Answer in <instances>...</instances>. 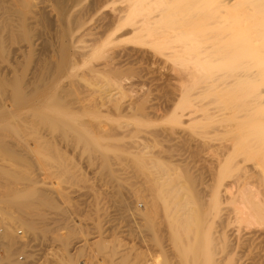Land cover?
Masks as SVG:
<instances>
[{"label":"bare ground","instance_id":"obj_1","mask_svg":"<svg viewBox=\"0 0 264 264\" xmlns=\"http://www.w3.org/2000/svg\"><path fill=\"white\" fill-rule=\"evenodd\" d=\"M116 2L123 5V9L118 12L117 10L119 9L114 6L109 9V13H114V15L116 13L122 14V16L119 15L117 19L115 30L125 27L131 28V32L129 29L127 33L130 32L131 34V36L129 35V39L132 40L133 43L132 41L130 43H135V47H138V49H133L135 50L136 56L141 57L143 61V59L155 58L157 55L159 57L157 60L155 59V62L157 61L158 64L160 58V63L162 62V65H164L162 67L159 66L160 68L156 71H152V76L150 69H148L151 79L153 81L155 80V82L158 81V83L162 81L161 84L164 83L162 85L166 86L167 90L169 89L170 94L177 91V97H179L178 109L182 112H187L188 115H190L189 118L191 116L194 117L197 113H199L198 117H201L200 119L198 117L196 118L199 120L208 121L214 118L215 127L217 128H215V130H217V132L220 130L217 135L226 138V145L222 143L224 138L221 139L222 142L219 144L222 150L227 152L231 150L230 148L233 146L232 152L235 151V155L242 153L241 156L244 155L245 157L243 161L257 160L253 162L252 168H244L243 166V168L240 169L242 163L245 165V162L241 160V164L239 167L237 166L238 169L241 170V177L238 179L235 177V182L228 187L229 189L227 188L228 190L225 191V194L218 193L215 195V204L219 209L217 213L218 222H216L217 230L215 231L214 240L209 238L207 232L201 231V228L204 229L209 226L212 214L208 209L207 203L204 201L206 198L205 194L204 197L202 195L203 193H200L197 189L198 177H196L195 174L193 176L186 168L180 169L182 170L180 173H175L171 165L159 162V160L155 161L154 158V161H152V159L150 161L141 159L136 161L135 159V162L128 161V159L126 163L124 162L126 167L130 169L129 171H132L135 175H140L135 176V178H137L136 182L138 183L129 180L125 182V184L127 183L128 190L132 192L137 199L143 200L141 207L136 204L137 212H135V215L142 221V223L139 222L141 224L138 223L139 227L142 228L140 234L142 237H145V234H147L150 241L159 246L163 254H168L166 258H164L165 256L163 257L165 260H156L152 264H238L237 262L239 259L233 258V253L236 247L240 245L239 238L241 233L247 230H250L249 236L251 238L262 239V255L260 258L258 256V258L255 259L254 264H264V190L260 191L258 187H254L256 185H251L250 182H246V177H251L255 172L258 173L260 171L261 173L263 172V174L260 175L263 176L261 181H263L262 187H264V168H262V166H264V0H116ZM56 3L62 6L63 0H56ZM4 4V1L0 0V12L11 14V16L0 17V63H9L11 55H9L8 51L11 46L14 48L15 52L22 50L33 51V48L38 45L37 41L40 34L38 33V37L36 33L32 32V27L28 23V18L23 16V11L19 6L4 7ZM26 5L30 4L28 3ZM60 11L63 15L64 9L61 8ZM103 15L108 17L107 13L104 14L103 12ZM71 16H73V18H71V24L74 23L79 28L81 17L78 16V14L75 16L73 14ZM43 17L44 16H42V18ZM67 17L65 20H68ZM42 18L40 17L41 20ZM46 21H48L47 18ZM44 22L41 23L43 24ZM74 24L71 26V32L69 30L70 40H68V38L62 40V38L60 45L58 44L59 48L64 51L67 48L69 50V47L75 44V39H72L71 35L73 30L77 28ZM63 28H65V26H63ZM56 38L60 39L58 36ZM109 40L110 39L107 41L104 40L106 42L103 43L100 42V48L96 49V47H94L95 49L92 50L91 54L89 53L90 55L85 62V66L89 65V62L93 59L104 58L105 49L110 46ZM111 41L114 42L116 39L113 38ZM121 41H124V39ZM126 41H128L127 38ZM43 45L45 46L44 43ZM36 47H39V45ZM53 47L57 50L56 46L53 45ZM144 48L151 50L153 54L149 53V55L148 51L144 50ZM123 49L125 50V48ZM68 50H66V52ZM129 50L131 51V48ZM129 50L126 52H129ZM49 51V54L52 53L50 49ZM114 52L119 54V52ZM10 53L12 54V52ZM53 54H50L51 57H53ZM55 54L58 55V52H55ZM45 56H48V54ZM122 56H124V54H122ZM12 57L14 58L13 55ZM39 57L37 61H39ZM51 57L49 58L50 60H48V57L46 58L47 60L42 61L41 59L42 64L39 63L37 66L36 61L35 66H33L34 68L32 67L31 69L28 68L27 63H25V65L16 63V66L11 67L12 69L10 71H3V69L1 70L0 68V110L6 112L5 116L7 115L11 120H14L12 125L16 128V131L13 130L14 132H11L10 136L8 134V137H6V140L8 139L7 141L0 137V149L1 147L3 148L2 152L8 158L5 159H7V161L9 160V163L12 164V166L8 168L3 165L0 167V203H3V206L10 201L17 203V200L23 196L25 199H30L28 203H25L26 206L28 204V206H31L32 209L36 211L29 217L14 215L15 219L12 218L11 220H8L10 216L9 211V216L6 214L0 215V227H2L0 231V252H2V255L0 254V264H10L12 260H15L13 256L16 254V249L19 248V246H23L25 243L24 241L22 244H19L21 243L20 241L23 240L21 237L22 233L20 231L18 232L21 237L18 242L19 239L17 240L15 237V230L12 226L20 225V227L24 229L25 235L26 233H33L38 227L42 228L41 225H38L41 224L40 221L41 219L44 220V218L39 211L42 208L56 209L57 207L55 201L49 198L48 195L44 193V190H42V192L35 187L36 178L33 176H37L36 171H39V169L46 170L49 175L53 176L54 172L52 170L54 169L52 168L49 170L48 168L54 166L55 173L58 175L62 173L61 175L63 176H82L78 175L77 171L74 170L75 163L70 165L69 162L71 158L68 161L61 157L58 150L57 152L54 150V146L52 145L53 140L60 139L61 141H69L67 139L69 138V134H71L70 141L73 143L71 145H75L76 147L79 146L80 149L81 146L84 147V149L87 148L88 150L86 151H89V161L92 162L94 159H97V161L99 160V163H95L99 166V174L101 176H107V180H109L111 184L113 183L112 185L115 188L123 187L121 181L111 180V178H117L119 175L117 174V169L114 168L117 161L119 165L122 161L119 156L124 155L128 148L130 152L135 153L130 150L133 146L131 147L129 143L124 142L121 138L123 137L121 136L124 134L123 132L126 131V133L129 134V130L118 133L116 128L112 126L111 128H113V130L107 129L104 130L105 132L103 133L108 137L113 135V137L108 138V140L112 142L107 140L104 141V138L107 137H104L102 139L104 142H101L98 138L92 137L90 135L92 129L85 126H82L86 128L84 129L86 135L85 138H83L77 133V130L67 125V120L59 119L60 123L56 124L55 117L52 118L49 115L53 114V116L56 117L61 115L62 112L66 110L65 108L68 104H78L80 108L85 110L84 108H86V106L88 107L89 104V100L86 101V99H88V97L91 98V91L94 93L95 90H89L85 87L84 89L82 88V92H80V98L77 99L76 97L73 101L64 100V95L73 94V92L78 94L79 92L68 87L66 90V86L59 88L60 84L63 83V81L61 83L60 81L62 79H67L65 76L66 74H69L71 78L77 77L79 74L74 71L75 68H67V66L63 64L64 62L61 63L63 59L58 62L57 59H52ZM105 57L107 58L108 56ZM139 57L137 59L141 61ZM115 58H117V55H115ZM107 59V62L111 60L110 58L109 60ZM20 60L21 59L18 61ZM56 61L57 63H55ZM145 61L147 62V60ZM102 62H104V60ZM102 62L100 63L102 64ZM71 63L74 64L72 60ZM167 63L170 64V66H166ZM139 64L138 66L141 65ZM149 64L151 65L150 62L148 65ZM148 65L146 64V66ZM104 68L102 72L109 75L115 89L107 90L105 88L106 90H102L99 88V101H90L92 107L89 109L93 108L94 103L100 106L110 103L112 106L114 105V109L121 111L123 109L121 108L122 106L120 107L118 104H114L113 100L114 95L123 93L124 89H126L122 86L123 83L121 81L123 79L121 80V78L123 77L120 78V71L114 64L111 66L105 65ZM141 68H143V66ZM90 69L92 70V67ZM148 70L146 68V73L144 72L145 75L148 73ZM170 72H173L175 77L171 76ZM137 73L138 72L135 74L138 77V74L140 76L142 72ZM177 74L181 75H179L180 78ZM86 76L89 78L88 74ZM81 77L85 76L82 74ZM176 77H178V79H176ZM104 79L107 78L105 77ZM142 79L143 78L140 76L137 81L140 80L141 82L143 81ZM172 80L177 82H173L176 85L172 84ZM75 82L73 81L71 83L72 86L77 84H74ZM29 85H32V88L29 87ZM113 85L112 87H114ZM160 85L155 87L159 88ZM77 88L75 87V89ZM163 90L167 92L166 89ZM115 91L116 93H113ZM146 91L143 92V94L145 93V95L148 96V92H151L149 89L148 92ZM96 92L97 91H95V93ZM125 93L126 92H124L123 95H125ZM39 94H41V98L38 96ZM143 94L139 95L136 100L134 99L135 101L132 100L127 104L128 107L124 109H138V105H142L144 100H146V96ZM163 94L166 96L165 93ZM172 95L176 96V94ZM122 96L120 94L119 97ZM171 98L173 99V97ZM124 102H126V100ZM124 105L126 104L124 103ZM76 110L77 108H75V111ZM22 111L26 112L24 116H21L23 115ZM95 115L97 116V114ZM74 121L80 124L77 126H81V124L85 123L83 121ZM98 123L100 124V122ZM48 125L53 126L51 130L56 127L55 136L51 138H47L48 136L46 134ZM195 126L200 125H198L197 122ZM100 129L101 128L98 130ZM131 130L132 128H130V131ZM229 133L231 134L230 138L225 137L227 134L230 135ZM1 135L5 136L6 133L5 135L4 133ZM169 135H173L172 132ZM115 137L117 139H115ZM186 138L185 140L188 141ZM87 139L91 142H88ZM185 140L183 139V141ZM228 142L230 143L228 144ZM125 143L129 145V147L127 145V149L125 148ZM132 143L134 142L132 141ZM231 143L232 146L229 148L227 145H231ZM96 147H102L107 150V153L104 155L100 153L96 154L94 150ZM99 149L100 148H98V150ZM43 152L46 153V156ZM42 153L45 157H42ZM117 158L119 159L116 160ZM88 159L85 160L88 161ZM249 163L251 164V161ZM120 167L123 169L122 166ZM261 168L263 169L262 171L260 170ZM235 169L233 171H235ZM238 169H236L235 174L239 171ZM219 172L221 174H219L220 176H225L228 173L227 167H221ZM138 179H140V181H138ZM14 183H23L27 190L24 193L17 188L13 190L14 188L12 187L14 186L12 184ZM114 197L115 195L113 198ZM113 202H115L118 207H123L124 209L129 207L126 200L122 197H118V195L114 198ZM223 204L225 207H220ZM9 209H11V211L12 209L14 210L13 207H7V210ZM7 210L5 209V211ZM41 230H45V228ZM49 231L50 230L46 229L47 233L52 234V237H50L52 241L59 246V253L56 255V261L59 264H75V260H77L76 258L78 256L76 257V255L73 254V256L70 257L68 253L78 230L70 227L65 222H61L55 225L52 229V233ZM116 239V234H113L109 241H96L93 244V255L88 256L89 260L95 259L97 263L101 254L105 253L106 264H141V260L134 263L132 261L135 259V256L132 255L134 251L131 249H122L121 245H119L120 242L116 241ZM165 239H169L172 245L168 251L162 246V242ZM81 250L83 251V249ZM81 250L80 252H82ZM117 255L119 256L117 257ZM115 257H117V260H115ZM50 259H52V257ZM22 261L23 260H21V262ZM11 263H13V261Z\"/></svg>","mask_w":264,"mask_h":264},{"label":"rangeland","instance_id":"obj_2","mask_svg":"<svg viewBox=\"0 0 264 264\" xmlns=\"http://www.w3.org/2000/svg\"><path fill=\"white\" fill-rule=\"evenodd\" d=\"M3 1L5 3L4 7L19 6L20 9L23 11L22 12L23 16L25 18H28V23L32 27V32L36 33V36H38V33H39L40 37L38 36L39 38L37 41L38 42L37 44L39 45V47H36V46H38V45H36L33 48L34 50L32 49L34 52L33 51H25V50L15 52L14 48L11 46L9 48V51H8L9 55H11L10 59H9L10 62L9 63H5V62L0 63L1 70L3 69V71H7V70L10 71L12 69L11 67L16 66V63L17 64H24V65H25V63H27L28 68L31 69L33 66H35L37 58L39 56L40 57L38 60L40 62L37 61L36 66L39 63L42 64L43 60H47L46 59L47 57H48V60H50L49 59L51 57L50 54L54 53L52 55L53 57H51L52 59H57L58 62L62 61V59H63V61L61 63L64 62L63 64H65L67 66V68H69V67L75 68L74 71L77 74H79V76H77V77L76 76L72 77L73 80L69 76V74H66L65 76L67 79H62L60 81V83L63 81L64 84L61 83L59 88L62 86H66V90L68 87L72 90H76L79 92L78 93L79 95L77 93L75 94L74 92H73L74 95L71 93L67 94V95H69V96L66 95L67 99H66V96L64 95L66 93H64L63 94L64 100L73 101L74 99H76V97H77V99L80 98L81 97L80 92H82V88L84 89L85 87L88 88L89 90L91 89V90H93V91L95 90L97 92L95 93V91H94V93H93L91 91V94H90L91 98L88 97V99H86V101L89 100L88 101L89 104H88V107L86 106V108H84L85 110L80 108V106L78 104H74V105L68 104L65 108L66 110L64 112H62L61 115L56 117V116H53V114H51L49 116L52 118L55 117L54 119L57 122L56 124L60 123L59 119L67 120L68 121L67 125L69 127H71L72 129L77 130V133L83 138H85V135H86L85 131H84V129H86V128H83V127L85 126L89 129H92V133L90 135L92 137L98 138L101 142H104L106 140L109 142H112L111 140H108V138L113 137V135L108 137L106 134H103L105 132L104 130H107V129L113 130V128H116L118 133L123 132L124 130H127V131L129 130L128 131L129 134L126 133V131H124L123 132L124 134L121 135L123 137H121V138L123 139L124 142L129 143V145H131V147L133 146L132 148L130 147L131 148L130 150L135 152V153L130 152L129 148H128L129 145L127 144L128 145V147H127V145L125 143V148L127 147L128 149L126 148L127 150H126V153L124 155L119 156V158H121V160H122L120 162V165L117 161V163L114 167L117 169V172H118L117 174H119V175L117 176V178H115V177L111 178L112 181H116V180L121 181V183L123 184L122 185L123 187L115 188L112 185L113 183L111 184L109 182V180H107L108 179L107 176H101L99 174V166H98V164H95V163H99V160L97 161V159H94L93 160L94 162L89 161V159H88L89 151H86V150H88L87 148L84 149V147L81 146V149L83 150L82 151L79 146L76 147L75 145H71V144H73L70 141L71 134H69V138L67 139L69 141H64V140L61 141L60 139L53 140L52 145L54 146L53 147L54 150L56 152L58 150V153L61 155V157L65 158L68 161L71 158L70 162H69L70 165L75 163L74 164L75 165L74 170L77 171L78 175H82V176H63V175H61L62 173L60 175H58L55 173L54 166H50V168H48L49 170H51L52 168L54 169V170H52L54 172L53 173L54 175L52 174L53 176L49 175L48 171H46V170L39 169V171L38 170L36 171L37 176H33L34 178L37 179V180L35 179V181H36L35 187L38 190L39 189L41 191L44 190V193H46L49 198H51L53 201H55L57 207H56V209L42 208L39 211V213L44 218V220L41 219V221H40L41 224L38 225V226L41 225L42 228L38 227L37 230L33 233H26V235H25V231L22 227H20V225L19 226H16V225L12 226V228L15 230V234L17 235V236L15 235V237L17 238V240L19 239L18 242L20 241L21 237L23 238V240H21L20 241L21 243H19V244H22L25 241L23 246H19V248H17L18 251L16 249L17 252L15 251L16 254L14 253L15 255L13 256V259H15V260H12L13 263L15 262L14 264H59L56 261V255L59 253L58 252L59 246L57 243L52 241V238H50V237H52V234L47 233L46 229L50 230L49 232L52 233V229L55 227V225H58L61 222H65L70 227H73V228L78 230V232L76 233V237L71 244V249L69 250V253H68V255H70V257L73 256V254H75L76 257L78 256L76 258L77 260H75V264H106V254L105 253L101 254V257L102 256L103 257L102 258L100 257V259L97 261V263L95 262V259L89 260L88 256L93 255V244L96 241H98V240L109 241L113 234H116V238L118 239V240L116 239V241L120 242L119 245H121L122 249H131L134 251V253H132V255L135 256V259L134 258H133L134 260L131 259L134 263L137 262L138 260H141L142 261L141 264H152L156 260H161V259L166 258V256L168 254H165V253L163 254L161 252L160 247L157 246L152 241H150V239L147 237L148 236L147 234H145V237H142L140 234V231L142 230V228L139 227V224H141L142 221H140L138 216L135 215V212H137L136 204H138L141 207L143 200L137 199L136 196L128 190V187L126 185L127 183L125 184V182H127L126 180L132 181L134 183H138V182H136L137 178H135V176H140V175L139 174L135 175L132 171H129L130 169H128L126 167V165L124 164V162L126 163L128 159H129L128 161H135V159H136V161L140 160V159L144 160V161H150L152 159V161H154V159H155V161L159 160V162H162V163L164 162V163H167L168 165H171V167L173 168L175 173H178V172L180 173V172H182V170H180V169L186 168L190 174H192L193 176L195 174V176L198 177L197 178V180H198L197 189L200 191V193L201 192L203 193L202 194L203 196L205 194L206 198L204 199V201L207 203L208 209L212 214L211 221L209 222V226L207 228H204V229L201 228V231L207 232L209 238L214 240L215 231L217 230L216 222H218L217 213H218V209H219V207H217L215 204V195L218 193L225 194L226 193L225 191H227L229 189L228 187H230L232 185V183L235 182L234 180L236 178L238 179L241 177L240 175L242 173L240 172L241 170H239L238 167L241 164V160H242V162H245V161H243V159L245 160V157H244V155L241 156L242 153L240 154L239 152H237L239 154L235 155L236 154V153L234 154L235 151L232 152L233 151L232 150L233 149L232 143H231V145H227V146H229V148H230V146H232L230 148L231 150H229L227 152L225 150H222V148L219 147L220 142H222L221 139H223L224 137L222 138L221 136L217 135V133L220 132V130L218 132H217V130H215L216 125H215V119L214 118H212L211 120H208V121L199 120L201 118V117H198L199 113H197L194 117L191 116L189 118L190 115H188L187 112H185V111L182 112L180 109H178L179 97H177V95H178L177 91L175 93L170 94L169 89L167 90V87L162 85L164 83L161 84L162 81L161 82L159 81V83H158V81L155 82V80L153 81L151 79V76L153 75L152 73L154 71H156L158 68H160L159 66L162 67L164 65H162V62L160 63V61H161L160 58H159L160 61L158 60V64H157V61L155 62V59L157 60L159 57L157 55H156L157 58L155 56V58L152 57L154 59H152V58L151 59L150 58L145 59V60H147V62L144 59L142 61L141 57L136 56L135 50H133V49H138V47L137 46L135 47V43L132 44L133 41L129 39L131 36V34H130L131 28L125 27L122 29L115 30V26H116L117 21H118L117 19H118L120 14L116 13L117 15L115 14L116 15L115 16L114 13H109V9L112 6H114L115 8L119 9V10L116 9L118 12V11L123 9L122 8L123 5L117 3L116 0L115 1L114 0H94V1H92V0H79V1L78 0H63L64 5L62 4V6H59L56 3V0H28V1L27 0H3ZM5 1H7V2H5ZM32 1H33V4H32ZM28 3L30 5H26ZM65 4L67 5V7ZM64 6H65V8H64ZM59 8L64 9V11H63L64 16L62 15V12L60 11ZM103 12H104V14L107 13L108 17H105L103 15ZM73 14H74V16L78 14V16L81 17L80 18L81 22H80L79 28L77 27V25H75L73 23L74 26H76L77 28L76 27H75L76 29L73 28L74 30H73V33L71 35H72V39L73 38L75 39L76 45L73 44L71 47H69V50L67 48L66 50H68V51L66 52V50L64 51L63 49L59 48V45H60V41L65 40L66 38H68V40H70V36H69L70 34L69 33L71 32V26L73 25V24H71L72 23L71 18H73V16H71V15H73ZM0 15H1L0 17L11 16V14H7L5 12H0ZM112 15H114V16H112ZM42 16H44L43 17L44 19L42 18ZM120 16H122V14ZM40 17L42 18L43 21L40 19ZM66 17L68 18V20H65ZM103 17H105V18H103ZM46 18L48 21H46ZM41 22H44V23L42 24ZM50 22H51V24H50ZM69 22H70V24H69ZM63 26H65V28H63ZM66 27H68V28L70 27V28L68 29ZM69 30H70V32H69ZM128 30L130 31L129 33H127ZM65 34H66V37H65ZM57 36L60 37V39L56 38ZM113 38L116 39V41H114V42L111 41ZM126 38L128 41H126ZM57 39H58V41H57ZM108 39H110L109 40L110 46H108L109 44L107 45L108 48L105 49L104 58L93 59L89 62L90 63L89 65L85 66V62L89 58L88 56L91 54L92 50L95 49L94 47H96V49L100 48V46H101L100 42H102V43L106 42ZM123 39H124V41H121ZM45 40H47V41H45ZM54 40H56V41H54ZM104 40H106V41H104ZM131 41H132V43H130ZM111 42L114 44H112ZM115 42H116V44H115ZM43 43L45 44V46L43 45ZM119 44H120V46H119ZM53 45L57 47V50H56V48L53 47ZM115 45H117L118 47ZM48 46H49V48H48ZM97 46H99V47H97ZM12 48H13V50H12ZM123 48H125V50ZM130 48H131L132 52L129 50ZM49 49L52 51V53H50V54H49V52H50ZM117 49H119V50H117ZM126 49H128L129 52H126V51H128ZM144 50L148 51V54L149 53L153 54V52L147 48H144ZM114 51L119 52L120 55L118 53H115ZM10 52H12V54ZM55 52H58V55H56L57 53L55 54ZM83 52L84 53L86 52V53L84 54ZM113 52L115 55H117V58H115L114 54L112 56ZM24 54H25V56H24ZM47 54H48V56H45ZM109 54L111 55V57ZM122 54H124V56H122ZM127 54H128V56H127ZM12 55L14 56V58L12 57ZM66 56L68 59L66 58ZM105 56H108L107 57L108 59ZM25 57H27V58H25ZM138 57L140 58L141 61H139L137 59ZM109 58L111 60H109ZM19 59H21L20 60L21 62L18 61ZM41 59H42V61H41ZM106 59L109 60V62H107ZM71 60H72V62H74V64L71 63ZM103 60H104V62L106 61L108 64L106 62L105 63L102 62ZM57 61L55 63H57ZM148 61L151 63V65L150 64L149 65L152 67H150L148 65V63H149ZM0 62H1V60H0ZM33 62H35V63H33ZM65 62H67V63H65ZM100 62H102V64ZM115 63H117V64H115ZM139 63L141 65L143 63L145 64V65L144 64L142 65L143 68L146 67L147 70L150 69L151 76H150L149 70H148L149 74L147 73L148 76H147V74L145 75L146 68H144V69L141 68L142 66ZM71 64H72V66H71ZM113 64L120 71V73H119L120 78L123 77V78H121V80L123 79L121 81L123 83L122 86H124V88H126V89L128 87V89H127L128 91L126 89H124V91H123V93L126 92L127 94L125 93V95H123V93L117 92L118 94L114 95L113 103L118 104L120 107L122 106L121 107V108H123L121 110L122 112L120 110L114 109V105L112 106L110 103L109 104L107 103L103 106H100L99 104L95 105V103H94L93 108L89 109L90 107H92V103L90 101H92V102H94V101L98 102L99 101V94L98 93L100 92V89H102V90H104L105 88L107 90L115 89V86L112 84V82H111L112 80H110L109 75L102 72L105 65L111 66ZM138 64L140 66H138ZM146 64L148 66H146ZM159 64H161V65H159ZM167 65L170 66V64H168V63L166 64V66ZM91 67H92V70L90 69ZM137 67H138V69H137ZM139 67H140L141 71H140ZM136 72H138V73L142 72V73H140V76L143 78L142 79L143 81L145 80L144 82L141 81L143 85L140 82L141 78L139 81H137L140 76L137 73L138 74V77H137V75L135 74ZM170 73H171V76L175 77L173 72H170ZM82 74L85 77H81ZM87 74L89 75V78L86 76ZM177 75L179 76L180 74H177ZM102 76H103V78H102ZM180 76H179V78H180ZM105 77L107 79H104ZM85 78H86V80L87 79L88 80L86 81ZM150 79H151V81H150ZM176 79H178V77H176ZM105 80L107 81V83ZM108 80H110V81H108ZM73 81L74 82L76 81L74 84L77 83L76 84L77 86L76 85H74V86L77 88L80 85L81 89H80V87L77 88L78 90L75 89V87L72 86V84H71ZM173 82L174 83H177V82L172 80V84L176 85ZM67 84H69L70 87ZM85 84H87L88 86ZM112 85L114 87H112ZM159 85H160V87L156 88ZM29 87L32 88V85H29ZM148 89L151 93L148 92ZM163 89H166L167 92ZM145 91L148 92V96H146L145 93L143 94V92H145ZM53 93H54V91H53ZM113 93H116V91ZM163 93H165L166 96ZM168 93L170 96L168 95ZM96 94H98V95H96ZM120 94H121V96L123 95L124 98H123V96L119 97ZM142 94L146 96L145 97L146 100H144L142 105L141 104L138 105V109H129V108H128V110H127V108L124 109L125 107H128L127 104H129L132 100L135 101L139 97V95H142ZM172 94H176V96H173ZM40 95L41 94H39L38 96L41 98L42 96H40ZM164 96H165V98H164ZM171 97H173V99ZM31 99H33V98H31ZM125 100H126V102H124ZM175 101H177V102H175ZM124 103L126 105H124ZM141 107H143L145 110ZM21 108H22V106H21ZM75 108H77L76 111H75ZM5 113L6 112L0 110V129L2 130V131L0 130V137L4 138V140L7 141L8 139L6 140V137H8V134L10 136V133L16 131V128L12 125V122L14 120H11L10 117L7 115L5 116ZM22 113H23V115H21V116H24L26 112L22 111ZM95 114H97V116ZM200 116H201V114H200ZM197 117L199 119H196ZM74 120L79 121V122L83 121L85 123H83L84 125L81 124V126H77L80 124L75 123ZM92 120H94V121H92ZM107 120L109 123L107 122ZM120 121H122V122H120ZM98 122H100V124ZM197 122H198V125H200V126H195V124ZM98 125H99V127H98ZM117 125H120V126H117ZM112 126H114V127L111 128ZM51 127H53V126L48 125L46 128V131H47L46 134L48 136L47 138H51V137L55 136L56 127H55V129L52 128L53 131L51 130ZM120 127H123V128H120ZM99 128H101V129L98 130ZM130 128H132L131 131H130ZM99 131H101V132H99ZM171 132L173 135H169V134H171ZM2 133H4V135L6 133V135L2 136L1 135ZM52 134H54V135H52ZM92 134H94L95 136ZM99 134H100V136H99ZM230 136H231V134L230 135L227 134V136H225V137L230 138ZM104 137H107V138H104ZM103 138L105 139L104 141L102 140ZM185 138L188 139V141L185 140ZM115 139H117V138L115 137ZM183 139L185 141H183ZM219 139H220V141H219ZM55 141H56V145H55ZM87 141H88V139H87ZM132 141L134 143H132ZM225 141H226V138H224V141L222 143L223 144L227 143ZM88 142H91V141H88ZM183 142H186V143H183ZM61 143L63 146L61 145ZM229 143L230 142H228V144ZM68 145H69V148H68ZM56 147H57V149H56ZM98 148H100V149L98 150ZM1 149H0V154H1L0 155V165H1L0 167H2V165H3V166H6L8 168L9 166H12V164L9 163L10 162L9 160L7 161L8 158L2 152L3 151L2 147H1ZM94 150L96 151V154L100 153V154L104 155L105 153H107V150L103 149L102 147H96ZM127 151H129V152H127ZM224 151L226 152V154ZM81 152H82V154H81ZM138 152L140 155L138 154ZM43 153L46 156V153L45 152H43ZM143 153H144V155H143ZM44 154L42 155V157H45ZM134 154H136V155H134ZM122 157H123V159H122ZM124 157H125V160H124ZM5 158H7V159H5ZM119 158H117L116 160H118ZM85 159H88V161ZM250 161H251V164L249 163ZM250 161L246 160L245 165L242 163L241 164L242 167L240 165V169H242L243 166H244V168L245 167L252 168L253 162H255L257 160H255V161L250 160ZM120 166H122L123 169ZM235 166L236 167L238 166V167L236 168ZM69 167L72 168L71 166H69ZM221 167L222 168L227 167L228 173L225 176H220L221 174H220L219 170L221 169ZM235 168L239 170L236 174H235V172H236ZM262 168H264V166H262ZM262 168L260 169L261 171L263 170ZM234 169H235V171H233ZM257 171H258V169H257ZM38 173H39V175H38ZM255 173L252 174L253 176H251V177L245 176L246 182H248V183L250 182L251 185H256L254 187H258V190L260 189V191L264 190V187H262L263 181H261L263 179V176H261L263 174V172L261 173L259 171L258 172L259 174L258 173L255 174ZM257 175H259L260 177ZM134 178H135V180H134ZM138 181H140V179H138ZM16 184L17 183L12 184L14 186V187H12V188H14L13 190H15V188H17L22 193H24L27 190L26 186H24L23 183H18L17 185ZM107 184H108V186H107ZM260 185H261L262 189L260 188ZM23 188H26V189H23ZM126 188H127V190H126ZM116 194L118 195V197H122L126 200V202L128 203V206H129L127 209H124L123 207H118V205H116V203L113 202L114 198H116V196H117ZM114 195H115V197L113 198ZM21 198H23V196H21ZM21 198L19 200H17L18 201L17 203L10 201L9 203L8 202L5 203L4 206H3V203H0V206L2 205L0 207V210L2 211V213L0 211V215L1 214L8 215V213L10 212L9 213L10 216L8 215L9 216L8 220H11L12 218H14V215H24L26 217L27 216L29 217L30 215L35 213L36 211L33 210L31 206H28V204L26 206V204H25L26 202L28 203L30 201V199H25V198L21 199ZM21 204H22V206L25 205L26 207L25 206L22 207ZM7 207H9V208L13 207L14 210L13 209H12V211H11V209L7 210ZM220 207H225V205L223 204ZM5 209L7 211H5ZM139 222H141V223H139ZM44 228H45V230H41ZM1 230H2V227H0V231ZM19 231L22 233L21 237L18 234ZM249 231L250 230H247V231L241 233V236L239 238L240 245L236 247V249L233 253V258L239 259V261L237 262L238 264H254L255 259L258 258V256L260 258V256L262 255V249H263L262 239L261 238H251L249 236ZM191 238H194V237H191ZM162 246L164 247V249L166 251H168L172 245L170 244L169 239H165L162 242ZM81 249H83V251ZM80 250L82 252H80ZM0 254L2 255V252H0ZM118 256L119 255H117V257ZM20 257L23 258L22 262H21V260H19ZM51 257H52V259H50ZM117 257H115V260H117ZM171 261H172V259H171ZM11 262H10V264H13ZM231 264H233V263H231Z\"/></svg>","mask_w":264,"mask_h":264},{"label":"built area","instance_id":"obj_3","mask_svg":"<svg viewBox=\"0 0 264 264\" xmlns=\"http://www.w3.org/2000/svg\"><path fill=\"white\" fill-rule=\"evenodd\" d=\"M19 260H23V258L22 257H20V259Z\"/></svg>","mask_w":264,"mask_h":264}]
</instances>
